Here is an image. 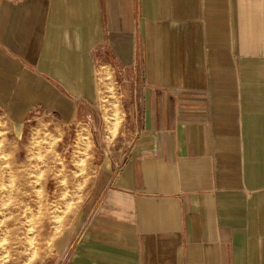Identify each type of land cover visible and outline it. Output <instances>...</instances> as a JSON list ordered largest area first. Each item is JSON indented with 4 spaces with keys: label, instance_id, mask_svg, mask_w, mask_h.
<instances>
[{
    "label": "crops",
    "instance_id": "1",
    "mask_svg": "<svg viewBox=\"0 0 264 264\" xmlns=\"http://www.w3.org/2000/svg\"><path fill=\"white\" fill-rule=\"evenodd\" d=\"M80 107L128 149L61 264H264V0H0V117Z\"/></svg>",
    "mask_w": 264,
    "mask_h": 264
},
{
    "label": "rangeland",
    "instance_id": "2",
    "mask_svg": "<svg viewBox=\"0 0 264 264\" xmlns=\"http://www.w3.org/2000/svg\"><path fill=\"white\" fill-rule=\"evenodd\" d=\"M82 111L69 125L51 116L22 123L0 117V264H61L104 155L127 151L103 139L113 132L107 113L90 109L89 124Z\"/></svg>",
    "mask_w": 264,
    "mask_h": 264
},
{
    "label": "bare ground",
    "instance_id": "3",
    "mask_svg": "<svg viewBox=\"0 0 264 264\" xmlns=\"http://www.w3.org/2000/svg\"><path fill=\"white\" fill-rule=\"evenodd\" d=\"M37 131V130H36ZM38 133V132H37ZM81 135V134H80ZM86 137V136H85ZM87 139V138H86ZM80 141H81V143L83 144L84 143V139H83V137L81 136L80 137ZM12 170V169H11ZM15 171V170H14ZM65 211V210H64ZM14 218H17V217H14ZM10 221V220H9ZM4 222V221H3ZM7 223H9V222H7ZM13 228H15V227H13ZM20 228V227H19ZM8 231V228H6V232ZM14 234V233H13ZM5 235H6V233H5ZM17 242H19L18 240H17ZM15 244H16V242H15ZM24 244V243H23ZM20 246H21V244H20ZM23 246V245H22ZM20 248V247H19ZM14 252V251H13ZM22 253H23V249H22ZM19 254V253H18ZM14 255H15V252H14ZM21 256V255H20Z\"/></svg>",
    "mask_w": 264,
    "mask_h": 264
}]
</instances>
